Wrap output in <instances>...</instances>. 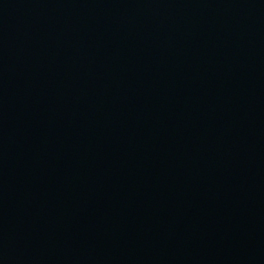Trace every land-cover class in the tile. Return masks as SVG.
Instances as JSON below:
<instances>
[{
  "label": "water",
  "instance_id": "obj_1",
  "mask_svg": "<svg viewBox=\"0 0 264 264\" xmlns=\"http://www.w3.org/2000/svg\"><path fill=\"white\" fill-rule=\"evenodd\" d=\"M0 264H264V0H0Z\"/></svg>",
  "mask_w": 264,
  "mask_h": 264
}]
</instances>
